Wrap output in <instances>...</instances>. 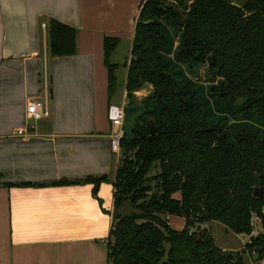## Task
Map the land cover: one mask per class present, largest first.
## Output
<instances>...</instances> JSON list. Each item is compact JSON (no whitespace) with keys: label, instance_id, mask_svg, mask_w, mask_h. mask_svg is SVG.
<instances>
[{"label":"trees","instance_id":"obj_1","mask_svg":"<svg viewBox=\"0 0 264 264\" xmlns=\"http://www.w3.org/2000/svg\"><path fill=\"white\" fill-rule=\"evenodd\" d=\"M148 0L135 19L126 98L142 85L152 89L151 100L160 108L147 134L137 129L120 139L121 159L112 179L113 216L106 238L107 264H248L243 253L264 259V139L241 132L230 141L221 130L208 128L201 105L178 90L164 71L161 54L165 40L162 18L177 24L182 40L179 59H191L220 80L223 97L240 99L243 108L264 118V0ZM46 34L50 57L75 54V30L52 19ZM118 40L102 44L108 99L114 93L110 54ZM151 168L154 176H148ZM262 196L252 197L254 176ZM87 179L93 192L102 181ZM177 196V197H176ZM126 205L131 212L123 213ZM180 216L175 230L167 217ZM252 215L261 231L251 236ZM216 221L234 235H247L243 251H222L207 230H191L196 223Z\"/></svg>","mask_w":264,"mask_h":264},{"label":"crops","instance_id":"obj_2","mask_svg":"<svg viewBox=\"0 0 264 264\" xmlns=\"http://www.w3.org/2000/svg\"><path fill=\"white\" fill-rule=\"evenodd\" d=\"M140 3L0 0V264H107L116 158L102 44L118 40L109 58L117 66V48H131ZM49 19L75 30L74 55L49 56ZM151 91L142 85L133 98ZM32 101L45 102L49 117L35 122L28 138L14 137ZM103 176L110 180L93 192L86 180Z\"/></svg>","mask_w":264,"mask_h":264},{"label":"rangeland","instance_id":"obj_3","mask_svg":"<svg viewBox=\"0 0 264 264\" xmlns=\"http://www.w3.org/2000/svg\"><path fill=\"white\" fill-rule=\"evenodd\" d=\"M145 1L148 0H142V3L144 4ZM229 1L236 5L244 3L243 0ZM164 6L175 10L180 9L174 3V0H165ZM159 24L161 35L165 40L164 46L160 51L164 71L171 76L174 85L179 91L193 96L195 101L201 105L203 119L208 128L222 130L230 141H233L235 139L234 136L241 132L258 139H264V118L257 116L255 112L245 110L240 99L234 100L229 97H223L219 92L220 80L214 79L209 74L206 64L200 65L191 59H179L177 53L181 47L182 37L177 24L168 18H162ZM129 51L128 46L125 44L117 48L115 62L118 65L113 72L116 80L114 85L115 91L112 96L114 98L112 105L117 106L124 102L122 137L124 136L126 140L131 138L132 131H135V129L139 132L142 131V134H147V126H149V129L152 127L153 121L156 118V112L160 108L152 100L148 102L146 100L148 97L142 96V94H137L131 100L126 98V94L121 97L122 91L119 86V80L124 75L122 65L125 62L129 63ZM121 155L122 151L120 149L118 155L115 157L116 167L121 159ZM154 173L155 169L151 168L148 176H154ZM120 208V211L123 213L131 212L130 208L126 205H122ZM182 220L180 216L172 215L169 224L173 227H180L184 224ZM253 222L255 223L253 232L257 234L261 231L260 223L259 221ZM189 229H204L209 231L212 240L218 248L226 247L230 249H225V251L240 253L243 251L244 244L249 241L245 236L238 237L234 235L224 225L216 221L195 222ZM242 256H244L248 264H264V259L257 261L254 254L246 251Z\"/></svg>","mask_w":264,"mask_h":264},{"label":"built area","instance_id":"obj_4","mask_svg":"<svg viewBox=\"0 0 264 264\" xmlns=\"http://www.w3.org/2000/svg\"><path fill=\"white\" fill-rule=\"evenodd\" d=\"M43 29L45 25L41 26ZM124 102L121 105H112L109 104L106 111V119L108 124H110V131L108 134V141H109V148L110 152L116 157L120 150V139L123 135L122 133V121L124 117L123 111ZM26 127L25 128H18L14 132V137H20L22 139H26L29 137V132H33L34 130V123L41 120L46 119L49 117V111L46 107V103L42 101H32L26 105ZM253 221H258V218L254 215L251 217V226L252 232L251 236H254L253 228L255 227V223ZM249 242V241H248ZM223 251V250H222ZM254 254V252H251Z\"/></svg>","mask_w":264,"mask_h":264},{"label":"water","instance_id":"obj_5","mask_svg":"<svg viewBox=\"0 0 264 264\" xmlns=\"http://www.w3.org/2000/svg\"><path fill=\"white\" fill-rule=\"evenodd\" d=\"M252 197L253 199L260 198L262 196V189L260 188V181L259 177L256 175L254 176V183L252 187Z\"/></svg>","mask_w":264,"mask_h":264}]
</instances>
